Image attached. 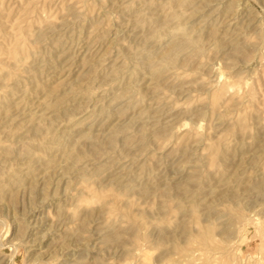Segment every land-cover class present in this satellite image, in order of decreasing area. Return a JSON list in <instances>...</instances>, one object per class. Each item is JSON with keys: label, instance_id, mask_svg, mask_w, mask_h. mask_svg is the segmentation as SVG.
<instances>
[{"label": "rangeland", "instance_id": "obj_1", "mask_svg": "<svg viewBox=\"0 0 264 264\" xmlns=\"http://www.w3.org/2000/svg\"><path fill=\"white\" fill-rule=\"evenodd\" d=\"M0 264H264V0H0Z\"/></svg>", "mask_w": 264, "mask_h": 264}]
</instances>
